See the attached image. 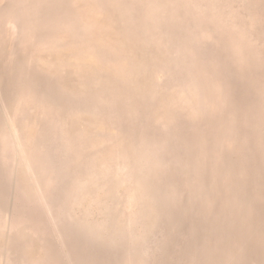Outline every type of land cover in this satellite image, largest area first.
Here are the masks:
<instances>
[{"label": "rangeland", "instance_id": "1", "mask_svg": "<svg viewBox=\"0 0 264 264\" xmlns=\"http://www.w3.org/2000/svg\"><path fill=\"white\" fill-rule=\"evenodd\" d=\"M0 264H264V0H0Z\"/></svg>", "mask_w": 264, "mask_h": 264}]
</instances>
